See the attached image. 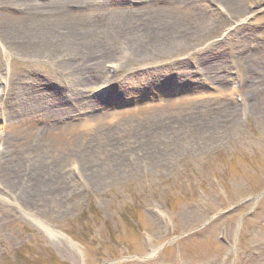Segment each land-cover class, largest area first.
<instances>
[{"label":"rangeland","instance_id":"obj_1","mask_svg":"<svg viewBox=\"0 0 264 264\" xmlns=\"http://www.w3.org/2000/svg\"><path fill=\"white\" fill-rule=\"evenodd\" d=\"M192 1L146 59L0 40V264H264V0Z\"/></svg>","mask_w":264,"mask_h":264},{"label":"bare ground","instance_id":"obj_2","mask_svg":"<svg viewBox=\"0 0 264 264\" xmlns=\"http://www.w3.org/2000/svg\"><path fill=\"white\" fill-rule=\"evenodd\" d=\"M137 1L144 2V7L128 14L121 8L108 10L100 0H0V40L7 48L15 46L33 52L54 48L67 52L58 64L64 71L75 73L102 62H95L102 57L89 60V56L86 55V59L75 52L80 47L88 52L79 40L83 33L103 27L106 29L105 45L113 55L121 48L120 51L132 53L141 60L146 59V55L155 57L174 52L178 39L170 31L166 33L167 21L200 28L210 19L206 8L192 0ZM210 1L225 12L234 10L233 3L236 2ZM12 11L19 15L10 14ZM91 47L102 51L101 45ZM60 50L56 52L60 53ZM27 93L22 95L26 97Z\"/></svg>","mask_w":264,"mask_h":264},{"label":"water","instance_id":"obj_3","mask_svg":"<svg viewBox=\"0 0 264 264\" xmlns=\"http://www.w3.org/2000/svg\"><path fill=\"white\" fill-rule=\"evenodd\" d=\"M263 195H264V193H262V194L256 196L255 198L258 199L259 197H261V196H263ZM233 208H234V207H233Z\"/></svg>","mask_w":264,"mask_h":264}]
</instances>
